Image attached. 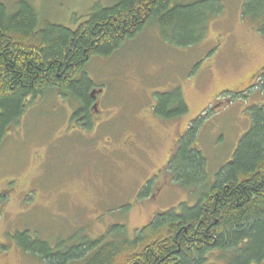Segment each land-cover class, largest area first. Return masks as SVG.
Returning a JSON list of instances; mask_svg holds the SVG:
<instances>
[{"label":"rangeland","instance_id":"1","mask_svg":"<svg viewBox=\"0 0 264 264\" xmlns=\"http://www.w3.org/2000/svg\"><path fill=\"white\" fill-rule=\"evenodd\" d=\"M21 1L0 5L14 13ZM28 1L42 19L72 30L96 6L113 4ZM197 1L205 0L181 4ZM217 1L223 12L209 18L198 43L166 41L170 35L154 22L112 56L93 57L85 73L105 93L100 112L91 110L83 124L74 119L76 104L54 92L26 102V114L0 144V264H46L20 244L42 242L66 253L115 226L132 239L157 214L194 206L188 188L165 169L197 120L195 148L209 181L232 161L251 128V109L264 104V36L242 18L246 0ZM176 91L189 111L162 119L154 112L158 94ZM207 257L206 264H227L220 251Z\"/></svg>","mask_w":264,"mask_h":264},{"label":"trees","instance_id":"2","mask_svg":"<svg viewBox=\"0 0 264 264\" xmlns=\"http://www.w3.org/2000/svg\"><path fill=\"white\" fill-rule=\"evenodd\" d=\"M109 1L113 4L96 6L74 30L42 19L28 0L14 13L0 5V144L26 114L31 96L34 101L54 92L68 101L72 95L80 106L75 118L90 120L89 93L97 85L84 73L87 63L112 56L150 23L170 35L164 40L188 47L203 39L209 18L223 12L217 0L188 5L182 0ZM242 18H249L264 36V0H246ZM157 99L154 112L162 119L189 111L179 91ZM250 112V130L213 182L206 159L195 148L198 120L178 142L165 172L174 184L188 188L197 200L194 206L184 203L180 211L157 214L132 239L125 227L115 226L101 239L66 253L42 242L21 247L46 264H206L213 251L227 257V264L263 263L264 104ZM106 236L112 240L105 242Z\"/></svg>","mask_w":264,"mask_h":264},{"label":"flooded vegetation","instance_id":"3","mask_svg":"<svg viewBox=\"0 0 264 264\" xmlns=\"http://www.w3.org/2000/svg\"><path fill=\"white\" fill-rule=\"evenodd\" d=\"M89 61H90V60H89ZM84 73H85V69H84ZM85 74H86V73H85ZM86 75H87V74H86ZM104 93H105V89H104V88H99V89H97V87L89 93V97H90L91 100H92V105H91V107H90V109H89V111H88L89 113L91 112V110H93V111H95V112H97V113L100 112L99 106H100V104H101V101H102L101 98L104 96ZM72 97H73V96L71 95V97H70L71 99H69L68 101H69L70 103H75ZM40 98H41V97H38L37 99L39 100ZM30 99H32V96L29 97V98L27 99V101L30 100ZM35 100H36V99H35ZM31 101H33V99H32ZM75 104H76V106H77V109L80 110V106H79V104H78V103H75ZM76 114H77V112L73 115V116H74V119H79V120H81V121H82L81 123L83 124V120L86 119L85 116H80V117L75 118V116H77ZM92 116H93V115L90 113V119H91ZM72 119H73V118H72ZM100 119H101V121H103L102 118H100ZM101 121L98 122L97 125L101 124ZM84 122H85V121H84ZM4 195H5V194L1 193V196H0V197H3Z\"/></svg>","mask_w":264,"mask_h":264}]
</instances>
